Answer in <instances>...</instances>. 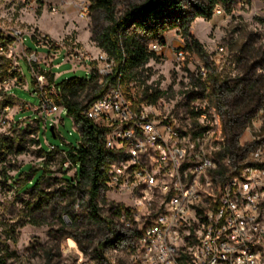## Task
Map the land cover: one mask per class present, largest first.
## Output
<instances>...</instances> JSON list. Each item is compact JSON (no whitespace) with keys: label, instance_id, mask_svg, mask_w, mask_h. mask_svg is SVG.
<instances>
[{"label":"rangeland","instance_id":"1","mask_svg":"<svg viewBox=\"0 0 264 264\" xmlns=\"http://www.w3.org/2000/svg\"><path fill=\"white\" fill-rule=\"evenodd\" d=\"M146 1L114 0V17L118 19L131 6H142ZM204 1H153L155 17L146 19L149 30H136V35L142 38L148 53L147 45L153 39L167 49L154 54L155 58L140 67L133 81L123 84L122 89L132 92L138 101L146 92H160L167 108L186 119V124L192 123L187 116L193 106L215 108L224 136L228 121L225 112L232 110L228 91L240 96L251 81L260 104L252 110L238 137V146L245 154L240 163L243 167L249 162L250 152L264 144V0H228L222 15L196 18L195 7ZM80 2L89 4L85 20L77 17L75 4ZM53 7L58 10L56 15L51 14ZM106 26L107 20L94 10L93 0H0V256L5 257L6 264H75L81 258L94 261L93 252L103 240L102 229L89 221L87 194L70 189L63 179L73 177L74 168L63 164L65 154L55 148L63 143L76 145L73 122L62 111L57 117L60 139L52 140L47 131V142H40L39 126L45 120L36 109L34 96L35 77L43 73L41 69L47 72V78L51 69L58 81L81 78L85 71L73 72L70 64L54 60L51 54L56 53L55 49L36 48L30 38L45 35L65 49L85 46L95 56L97 48L91 41V30ZM183 28L199 48H194L190 40L186 43ZM132 29L129 26L127 31ZM78 37L86 38L85 44L78 43ZM177 49L183 50L182 59L176 56ZM33 53L39 62L30 65L28 59ZM198 66L205 67V79L196 76ZM89 67L93 68V63ZM90 99L82 95L79 100L85 105ZM22 105L27 109H20ZM48 144L54 149L42 152L41 147ZM226 165L227 173L233 175L229 161ZM27 166L31 169L26 170ZM39 170L44 176L38 185L23 189L33 171ZM130 204L126 193L101 191L97 199L99 217L111 220L112 207ZM115 228L121 235L131 233L121 225ZM137 228L141 225L133 227ZM122 244L132 241L126 239ZM104 252L110 264L117 260L125 264V259L110 249Z\"/></svg>","mask_w":264,"mask_h":264},{"label":"built area","instance_id":"2","mask_svg":"<svg viewBox=\"0 0 264 264\" xmlns=\"http://www.w3.org/2000/svg\"><path fill=\"white\" fill-rule=\"evenodd\" d=\"M75 7L79 19L88 18L87 2ZM57 13L51 8L52 15ZM223 13L222 4L212 9L213 16ZM36 46L55 49L54 60L70 64L73 72L93 74L99 85L107 86L103 96L80 112L103 132L106 159L100 192L126 193L131 202L109 210L113 224L131 233L120 234L121 240L106 249L125 264H264V144L250 152L239 171L221 178L216 156L224 136L215 108L193 106L187 116L192 123L186 124L167 108L164 97L147 104L125 92L120 77L108 82L114 63L101 50L91 56L81 46L65 49L45 35L36 39ZM147 49L162 54L167 46L153 39ZM175 54L184 57L182 49ZM28 61L39 62L35 53ZM41 71L34 84L36 109L45 120L43 128H57L63 111L54 83L57 75L49 69L52 77L47 78ZM206 74L205 67L198 66L196 76L205 79ZM126 239L132 244L123 246ZM104 250L99 259L81 258L75 264H110Z\"/></svg>","mask_w":264,"mask_h":264},{"label":"trees","instance_id":"3","mask_svg":"<svg viewBox=\"0 0 264 264\" xmlns=\"http://www.w3.org/2000/svg\"><path fill=\"white\" fill-rule=\"evenodd\" d=\"M94 10L104 14L107 20V26L101 30L92 28L91 41L95 47L106 54L107 58L114 63V69L108 82L115 83L120 77V83L128 84L133 81L137 70L146 64L150 59L155 58L153 53H148L143 45L142 38L136 35V30L147 32L149 30L146 19L155 17L153 1L147 0L142 6H131L122 15L116 19L114 17V0H93ZM166 3H168V0ZM228 0H205L201 6H196V18L209 19L212 14V9L216 4L223 6ZM129 26L133 29L127 31ZM184 39L186 43L190 40L194 48H199L197 42L190 38L187 34V29L183 28ZM157 35V34H155ZM30 41L36 46L35 38L31 37ZM36 49V48H35ZM29 72V68L27 67ZM52 76H50L51 78ZM55 86L59 91V101L63 112L73 122V127L76 131V145L64 143L61 146L55 147L60 149L65 154L63 164L69 165L75 169L73 177H63L70 189H74L81 194L85 192L88 197L87 207L89 211V221L102 229L104 233L103 240L97 245V250L93 252L94 259L100 258V252L108 246H114L116 242L121 240V235L116 231V226L111 220L99 217L97 208V199L100 194V185L104 180V170L106 152L104 150L103 132L93 126L89 121L80 116V112L87 107L92 101L100 98L107 90L106 84L99 85L96 77L93 74L84 75L81 78L72 77L67 80H55ZM221 88L218 92H221ZM231 98L229 100L232 110L225 112L228 115V121L224 124V144L221 151L217 153L218 175L222 178L229 170L226 161H229V167L235 172L242 168L241 160L244 155L242 149L238 146V137L243 131L245 121L253 109L260 104L259 94L256 92V86L251 81L241 91V95L234 96L233 91H228ZM91 97L87 104L83 105L80 97ZM163 97L160 92L143 95L140 102L154 103L159 98ZM220 108V107H219ZM41 135L40 142L46 141V134L50 126L45 128L39 126ZM49 137L52 140L60 139L59 127L56 132L49 131ZM226 144V145H225ZM42 152L48 151V147H41ZM30 170L29 166L25 167ZM44 172L39 170L33 171V177L28 184H25L23 189L38 185ZM69 221L72 222L71 218ZM134 234H131L130 238ZM84 240L90 241L88 237ZM122 251H125L122 249ZM0 264H6L5 257L0 256ZM117 264H124L123 260H117Z\"/></svg>","mask_w":264,"mask_h":264},{"label":"crops","instance_id":"4","mask_svg":"<svg viewBox=\"0 0 264 264\" xmlns=\"http://www.w3.org/2000/svg\"><path fill=\"white\" fill-rule=\"evenodd\" d=\"M46 35H50V34L46 33ZM50 36H52V35H50ZM85 41H86V38H83V37H78V39H77V42L81 43L82 45L85 44ZM84 48H86V47L84 46Z\"/></svg>","mask_w":264,"mask_h":264},{"label":"water","instance_id":"5","mask_svg":"<svg viewBox=\"0 0 264 264\" xmlns=\"http://www.w3.org/2000/svg\"><path fill=\"white\" fill-rule=\"evenodd\" d=\"M49 131L52 133V132H53V128H52V127H50Z\"/></svg>","mask_w":264,"mask_h":264}]
</instances>
